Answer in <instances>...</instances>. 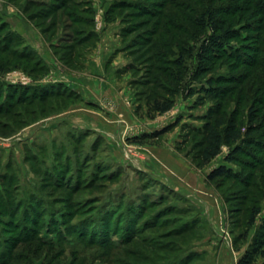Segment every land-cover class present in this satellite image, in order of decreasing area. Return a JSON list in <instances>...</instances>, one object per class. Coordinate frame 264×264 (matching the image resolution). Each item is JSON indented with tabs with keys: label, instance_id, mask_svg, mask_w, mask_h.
Listing matches in <instances>:
<instances>
[{
	"label": "rangeland",
	"instance_id": "374dc122",
	"mask_svg": "<svg viewBox=\"0 0 264 264\" xmlns=\"http://www.w3.org/2000/svg\"><path fill=\"white\" fill-rule=\"evenodd\" d=\"M111 1L138 3V9L142 6L153 9L162 2H103L109 7ZM179 1L175 0V3ZM9 2L13 4L11 0ZM97 3L103 5L91 0L92 8ZM184 3L191 9L188 15L203 9L201 0H185ZM37 11V7L31 10L32 13ZM132 11L134 9L116 10L110 16L112 21L106 20L105 16L104 21L135 31L121 47L123 52L127 44L135 47L129 43L138 37V49L143 56L138 66L135 65L134 77L138 82H144L145 63L154 51L146 50L149 48L145 40L148 32L139 27L148 17L139 13L138 17H133ZM22 17L28 22L24 15ZM0 20L9 21L18 28L23 22L15 10L6 6V0H0ZM39 22L26 23L31 29L25 38L28 46L35 47L34 56L50 63L53 69L59 67L63 73L54 74L56 77L53 78L46 76L40 83L36 80L35 84L46 85L55 79L71 89L76 88L78 85L69 75L72 73H65L64 65L53 54L54 50L39 36V30L34 27V23ZM47 23L43 21V25ZM72 33L62 19L52 42L55 45L60 41L72 43L77 39ZM189 43L194 48L199 46L196 42ZM252 45L247 43L245 48ZM58 53L61 55L63 50ZM247 53L251 52L248 50ZM47 57L50 60L44 59ZM128 59L132 60L131 57ZM186 61L193 67V60ZM229 64V60H221L212 72L197 81L187 77L174 107L151 122L146 119L145 110L137 108L135 117L144 116L145 120L138 124L133 118L126 117V108L121 105L118 110H110V105H106L101 112H86L88 97L83 91V102L77 104L74 111H68L73 105L57 113L28 116L25 118L28 125L15 122L7 129L0 127V256L10 250L8 243H19L25 236H31L34 238L32 249L41 248V259L37 263L238 264L242 254L264 229V140L259 148L250 149L251 156L240 154L230 163L225 158L233 146L223 145L219 156L198 168L202 137L193 132L202 129L205 118L218 103L201 90L206 81L246 73L241 68L233 72ZM14 72L34 84V80L22 71ZM7 74L0 75V82L11 84ZM151 77L149 74L147 78ZM13 79L18 81L19 77ZM246 83L244 80L242 86ZM151 87L134 86L132 89L139 93ZM242 97L241 104L237 103V97H232L228 107L221 108H225L227 116L239 110L244 128L248 124L251 106L257 109L258 119L261 115L258 113L260 106L253 102L252 94L246 95L244 90ZM38 107L37 104L33 106ZM107 112L111 113V119ZM113 113H121L123 117ZM101 116L105 120H101ZM261 123L264 126V121ZM261 123L256 121L255 125ZM167 127L172 128L159 138H148ZM163 142L176 153V148L181 146L178 155L184 162L176 159L175 170L160 168L154 175L144 169L147 163L152 164L153 158L142 145L160 147ZM221 166L241 175L240 180L249 182L250 188L243 190L241 181L224 178L208 184L206 176ZM253 206H258L261 213L255 225L248 227L245 211ZM246 232L247 237L239 240V235ZM256 263L264 264V259L258 257Z\"/></svg>",
	"mask_w": 264,
	"mask_h": 264
},
{
	"label": "trees",
	"instance_id": "16d2710c",
	"mask_svg": "<svg viewBox=\"0 0 264 264\" xmlns=\"http://www.w3.org/2000/svg\"><path fill=\"white\" fill-rule=\"evenodd\" d=\"M180 1L176 4L175 0H162L159 6H154L153 9H145L143 6L138 9V3L111 1L105 13V18L109 21L113 20L110 16L122 8L134 9L131 12L133 17H138V13L142 17H148L139 27L146 28L144 31L148 33L145 40L146 44H149L146 50H153L154 53L145 63L144 82H138L136 79L133 86L152 87L148 91L138 93V110H145V117L148 119L170 111L177 95L183 91V82L187 77L197 81L212 72L221 60H229L233 72L241 68L246 70V73L210 78L201 89L206 96L217 100L218 103L205 118L202 129L193 130L202 137L199 144L200 162L197 167H204L219 156L223 145L233 146L231 153L225 158L226 162L236 161L240 154L251 156L250 149L259 148L264 140V126L261 123L264 121V0H201L203 9L191 15L187 14L191 9L185 5V0L183 3ZM11 2L19 7L28 22L40 20L39 23H34V27L49 43L60 63L72 70H82L85 55L95 47L97 41L91 0H27L24 4H20L21 0ZM36 7L39 11L32 13L31 10ZM62 19L65 20L66 28L73 31L72 37L77 39L72 43L60 41L59 45H55L52 41ZM43 21H48L47 25H43ZM136 24L138 28V22ZM134 32L123 26L120 32L122 43ZM189 42H196L199 46L194 48ZM247 43L253 45L245 48ZM129 44L135 47L127 44L124 52L127 57L132 58L127 69L134 76L137 71L135 65L138 66V61L142 60L143 55L141 49H138V37L131 39ZM58 50H63V53L59 55ZM248 50L251 53H247ZM35 54L21 35L13 32L7 22L0 20V75L22 71L34 80V84L28 85L0 82L2 129L9 128L15 122L28 125L25 119L28 116L57 113L83 102L79 92L63 83L35 84L36 80L40 83V80L50 73L47 64L34 56ZM187 59L194 61L193 67L186 63ZM149 74L152 76L150 79L147 78ZM244 80H247V83L242 86ZM222 85L225 87L222 88ZM244 90L246 95L254 96L253 102L260 106L258 113L261 117L258 119V114L255 113L257 109L251 106L248 109V124L242 128L243 121H240L239 110L236 109L227 116L225 108L232 97H237V103L241 104ZM36 104L40 107L33 108ZM219 109L221 111H218ZM256 121L261 124L255 125ZM171 128L162 129L148 138H159ZM176 150L180 153L181 146ZM240 176L226 166H221L211 170L205 181L213 184L216 180L224 178L239 182ZM240 183L243 190L250 188L249 182ZM248 195H252L251 191H248ZM245 213L246 224L252 227L261 210L258 206H253L246 208ZM246 237L247 232L242 233L239 240ZM33 240V237L25 236L19 243H8L10 250L0 256V264H49L42 260L37 263L41 259V248L32 249ZM258 257L264 259V229L242 254L238 264H257Z\"/></svg>",
	"mask_w": 264,
	"mask_h": 264
},
{
	"label": "crops",
	"instance_id": "0c3cea01",
	"mask_svg": "<svg viewBox=\"0 0 264 264\" xmlns=\"http://www.w3.org/2000/svg\"><path fill=\"white\" fill-rule=\"evenodd\" d=\"M9 1L10 0H6V6L15 10L19 19L23 22L20 25L21 28H18V26H13V24L9 23V21L7 22L10 24V28L13 32L21 35L25 39L28 31L31 29L27 25L28 22H26L22 17V13L19 7L11 4ZM25 1L27 0H21L20 4H24ZM103 1L104 0H97V2L103 3V5H98L97 3L95 4V7H93V10L95 11L94 31L97 34V41L95 47L85 55V61L82 70H80V72H72L70 68H67L63 65L62 66L65 73L66 71L72 73L69 75L74 78L76 85H78L73 89L76 91L78 90L77 92H79V90L81 89L82 91L79 93L83 98L84 96L82 94L85 93V95H87L89 101L87 99V101H85L87 104L85 105L86 112H91L92 114L101 112L106 108V105H110V110H118L117 108H121L123 106L126 108V117L133 118V120L138 121V124H141L140 122L145 121L143 118L144 116H138V119L135 117V111L140 106V102H138V93L133 91L132 89V87H134L133 83L136 78L127 69L132 61H130V59H128V57L124 55L125 53L122 51V41L120 37L121 28L119 27V24L104 21V16L108 7L106 6V4H104L105 2ZM97 23H99L100 25L99 28H97ZM110 29L112 30L111 33L109 32ZM38 34L39 36H41V39L44 40L41 33ZM25 41L26 44L29 45L26 39ZM45 43L47 42L45 41ZM33 50H35V47H33ZM44 59L50 60V58L48 57ZM55 60L56 59L54 58V61ZM46 64L50 68L48 77H52L54 74L58 76L59 74L63 73L59 71V67L56 66L53 69L50 63L47 62ZM56 75L53 77H56ZM48 83H59V81L54 79L53 81ZM83 91L85 92L83 93ZM112 105H114L115 108H113ZM77 106L78 105H74L72 108L68 109V111H74V108H77ZM113 114L115 116L117 115V117L119 116L120 118L123 117L121 113ZM106 115H108V118L111 119L112 115L110 112H107ZM158 116H156V118ZM101 117V120H105L104 116ZM154 120L155 119H153V121ZM123 121L126 123L125 120ZM148 121L151 122V119H148ZM166 144L165 142H163L160 147H157L155 145H142V147H146L147 151L150 152L152 156L151 158H153V161H151L152 164L147 163L145 165V170L151 171L154 175L155 173L158 174L160 168L166 167L168 169L170 168L175 170V160H178L180 156L174 151L173 148L166 147ZM179 160H181L179 162H184L182 161V158H180Z\"/></svg>",
	"mask_w": 264,
	"mask_h": 264
},
{
	"label": "built area",
	"instance_id": "2783aa9c",
	"mask_svg": "<svg viewBox=\"0 0 264 264\" xmlns=\"http://www.w3.org/2000/svg\"><path fill=\"white\" fill-rule=\"evenodd\" d=\"M100 25L99 23H97V28H99ZM8 79H10L9 81L11 82V84H24V85H28L30 83L29 79H27V77L22 76L21 74H19L18 72H10L9 74H7ZM13 77H19V80H14Z\"/></svg>",
	"mask_w": 264,
	"mask_h": 264
}]
</instances>
